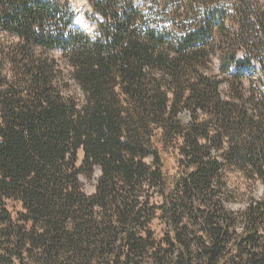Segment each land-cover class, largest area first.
<instances>
[{"label": "trees", "instance_id": "trees-1", "mask_svg": "<svg viewBox=\"0 0 264 264\" xmlns=\"http://www.w3.org/2000/svg\"><path fill=\"white\" fill-rule=\"evenodd\" d=\"M87 2L0 0V264H264V4Z\"/></svg>", "mask_w": 264, "mask_h": 264}, {"label": "rangeland", "instance_id": "rangeland-1", "mask_svg": "<svg viewBox=\"0 0 264 264\" xmlns=\"http://www.w3.org/2000/svg\"><path fill=\"white\" fill-rule=\"evenodd\" d=\"M72 5L76 9V17L74 20V23L76 21V18L80 15L81 18L86 20V16L84 12L89 9V5L87 0H71ZM264 4V0H260ZM82 8L81 14L79 13L80 9ZM88 21V20H86ZM89 22V21H88ZM90 23V22H89ZM93 25L90 23V29L91 30ZM82 157V152L79 153V158L81 159ZM175 158L174 155H167V160H166V168H168L169 171L174 172L175 170ZM229 184H231V188L235 191L234 193L236 194V201L230 202L229 206L232 209H237V208H242L246 204L247 200L249 197H257L259 196L262 191L263 187L260 183H256L253 185V183L249 182L241 173L239 172H232L229 175ZM90 188V186H89ZM12 210L17 209L18 207L12 203L9 202L8 204ZM154 227L157 229V231H160L161 225L159 224V221H155Z\"/></svg>", "mask_w": 264, "mask_h": 264}, {"label": "water", "instance_id": "water-1", "mask_svg": "<svg viewBox=\"0 0 264 264\" xmlns=\"http://www.w3.org/2000/svg\"><path fill=\"white\" fill-rule=\"evenodd\" d=\"M82 12V8L80 9L79 13L81 14ZM76 25H80L81 27H83L84 29H90V23L88 21H86L85 19L81 18V16L79 15L76 18Z\"/></svg>", "mask_w": 264, "mask_h": 264}]
</instances>
